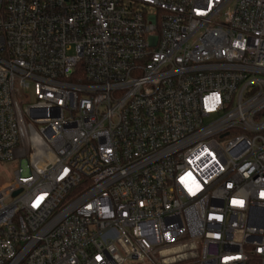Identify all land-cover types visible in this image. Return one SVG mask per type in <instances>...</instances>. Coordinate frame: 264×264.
<instances>
[{
    "label": "built area",
    "instance_id": "1",
    "mask_svg": "<svg viewBox=\"0 0 264 264\" xmlns=\"http://www.w3.org/2000/svg\"><path fill=\"white\" fill-rule=\"evenodd\" d=\"M0 264H264V0H0Z\"/></svg>",
    "mask_w": 264,
    "mask_h": 264
},
{
    "label": "rangeland",
    "instance_id": "2",
    "mask_svg": "<svg viewBox=\"0 0 264 264\" xmlns=\"http://www.w3.org/2000/svg\"><path fill=\"white\" fill-rule=\"evenodd\" d=\"M13 167L7 163H2L0 165V186L8 182L11 177Z\"/></svg>",
    "mask_w": 264,
    "mask_h": 264
}]
</instances>
